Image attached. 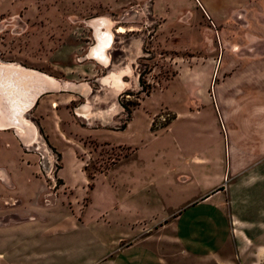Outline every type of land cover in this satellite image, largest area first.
Returning a JSON list of instances; mask_svg holds the SVG:
<instances>
[{
	"label": "rangeland",
	"instance_id": "obj_1",
	"mask_svg": "<svg viewBox=\"0 0 264 264\" xmlns=\"http://www.w3.org/2000/svg\"><path fill=\"white\" fill-rule=\"evenodd\" d=\"M199 1L204 8L226 15L233 7L230 17L234 19L241 3ZM10 4L12 8L0 14V62L40 71L66 86L41 96L25 115L37 130L31 143H24L13 129L0 130V186H9L7 173L12 177V169L29 166L34 170L29 181L30 170L16 175L27 195L21 204L17 198L3 200L8 192L0 189V218L4 219L0 223L14 220L12 211L19 205L23 209L34 204L29 193L32 184H38L35 178L46 184L38 204L49 207V200L60 187L56 173L63 167V173L69 177V172L77 169L74 153L85 164V172L94 176L131 157L146 144L155 152L169 145V139L152 143L149 137L154 135L200 146L196 134L202 130L210 137V144L215 143L213 119L217 121V117L212 115V107H207L195 121L186 116L200 105L212 103L209 97L219 88L223 77L219 71L216 78L215 71L209 75V67L218 68L222 51L240 53L243 48L228 46L225 39L242 37V30L223 31L214 26L193 0H10ZM101 18L108 19L113 35L106 52L107 65L87 56L96 44L89 21ZM210 58L217 61L211 63ZM118 71L128 72L121 79L125 87L119 92L109 83ZM102 77L101 84L97 79ZM83 106L87 111L81 114L78 111ZM94 111L100 112L102 119ZM178 114L183 119L164 133ZM160 117L166 121L162 127H156ZM217 126L220 129L218 121ZM134 164L139 167L136 158L122 161L113 173L125 175ZM76 195L79 201L87 196ZM23 218L27 219L22 214ZM11 228L0 226V234H11ZM167 242L162 250L165 264H217L189 261L177 247L169 249L171 241ZM247 255L248 263L240 262L235 254L223 264H252V247ZM11 260L0 259V264H9Z\"/></svg>",
	"mask_w": 264,
	"mask_h": 264
},
{
	"label": "crops",
	"instance_id": "obj_2",
	"mask_svg": "<svg viewBox=\"0 0 264 264\" xmlns=\"http://www.w3.org/2000/svg\"><path fill=\"white\" fill-rule=\"evenodd\" d=\"M193 1L214 26L243 31L237 39L224 38L226 45L243 48L240 53L222 51L218 68L209 67V75L215 71L216 78L219 71L223 77L209 97L212 103L186 116L195 121L212 107L220 126L213 119L215 143L202 130L196 134L200 146L154 135L152 143L169 139V145L156 152L150 144L137 148L122 161L136 158L139 167L132 165L125 175L113 173L118 161L90 176L74 153L77 169L69 177L63 167L56 173L60 187L51 206L38 204L46 184L35 178L38 184L29 193L34 204L19 205L12 211L14 220L0 223L13 229L0 234V259H13L9 264H165L162 250L171 241L167 247H177L189 261L223 264L236 254L248 263L252 247V264H264V0L239 1L236 19L230 17L233 7L226 15ZM8 8L10 0H0V14ZM86 111L83 106L78 112ZM182 117L178 114L164 133ZM15 169L12 177L7 173L9 186L0 189L8 192L3 200L17 198L21 204L27 195L16 175L30 170L29 181L34 170ZM76 193L87 196L79 201Z\"/></svg>",
	"mask_w": 264,
	"mask_h": 264
},
{
	"label": "bare ground",
	"instance_id": "obj_3",
	"mask_svg": "<svg viewBox=\"0 0 264 264\" xmlns=\"http://www.w3.org/2000/svg\"><path fill=\"white\" fill-rule=\"evenodd\" d=\"M103 19L89 21L90 27L94 29L97 44L90 48L87 56L94 60L98 59V62L100 61L107 65L109 56L106 52L111 45L113 35L110 31L108 19ZM65 86L66 84H61L56 79L37 70L17 64L0 62V130L4 131L14 128V132L24 143H31V140L35 139L34 136L37 130L28 122L25 115L35 107L38 101L37 97L41 92L50 89L58 91L61 88H65ZM97 112H95L97 114L96 117L101 118L102 114ZM95 113L92 114L91 112L90 114L95 116ZM18 118L21 120L18 121Z\"/></svg>",
	"mask_w": 264,
	"mask_h": 264
},
{
	"label": "flooded vegetation",
	"instance_id": "obj_4",
	"mask_svg": "<svg viewBox=\"0 0 264 264\" xmlns=\"http://www.w3.org/2000/svg\"><path fill=\"white\" fill-rule=\"evenodd\" d=\"M112 41H113V39H112ZM111 45H112V42H111ZM126 73H128V72L127 71H123V72L118 71V73H116V76L113 79H111L109 82L110 85H113V88L115 90H117L118 92H119V90H122L123 87H125V83H123V81L121 79L124 77V74H126Z\"/></svg>",
	"mask_w": 264,
	"mask_h": 264
},
{
	"label": "water",
	"instance_id": "obj_5",
	"mask_svg": "<svg viewBox=\"0 0 264 264\" xmlns=\"http://www.w3.org/2000/svg\"><path fill=\"white\" fill-rule=\"evenodd\" d=\"M38 72H40V71H38ZM42 73V72H41ZM42 74H45V73H42ZM77 86H80V85H77ZM59 91V90H58ZM51 92H56L54 89H50V90H47V91H43V92H41L40 93V95L37 97V99H39L41 96H43V95H45V94H49V93H51ZM18 121H20L21 119H17ZM14 129V128H13ZM14 134H15V132H14Z\"/></svg>",
	"mask_w": 264,
	"mask_h": 264
},
{
	"label": "built area",
	"instance_id": "obj_6",
	"mask_svg": "<svg viewBox=\"0 0 264 264\" xmlns=\"http://www.w3.org/2000/svg\"><path fill=\"white\" fill-rule=\"evenodd\" d=\"M159 119H160V124L157 125L156 127L161 126V124H163L166 121V118L164 119V117H160Z\"/></svg>",
	"mask_w": 264,
	"mask_h": 264
},
{
	"label": "trees",
	"instance_id": "obj_7",
	"mask_svg": "<svg viewBox=\"0 0 264 264\" xmlns=\"http://www.w3.org/2000/svg\"><path fill=\"white\" fill-rule=\"evenodd\" d=\"M163 125L161 124V126H159V127H162Z\"/></svg>",
	"mask_w": 264,
	"mask_h": 264
}]
</instances>
